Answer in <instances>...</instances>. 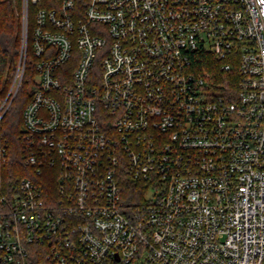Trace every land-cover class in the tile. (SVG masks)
<instances>
[{
    "label": "built area",
    "instance_id": "built-area-1",
    "mask_svg": "<svg viewBox=\"0 0 264 264\" xmlns=\"http://www.w3.org/2000/svg\"><path fill=\"white\" fill-rule=\"evenodd\" d=\"M13 1L0 264H264V0Z\"/></svg>",
    "mask_w": 264,
    "mask_h": 264
},
{
    "label": "trees",
    "instance_id": "trees-1",
    "mask_svg": "<svg viewBox=\"0 0 264 264\" xmlns=\"http://www.w3.org/2000/svg\"><path fill=\"white\" fill-rule=\"evenodd\" d=\"M20 6L13 0H0V104L6 96L17 67L21 23ZM35 71L26 70L23 84L10 108L0 120V146L11 148L8 164L4 167L6 180L17 181L26 170L24 167L20 136L23 132L24 109L31 100L35 88ZM122 186L129 202L146 192V183L134 182L123 176Z\"/></svg>",
    "mask_w": 264,
    "mask_h": 264
}]
</instances>
